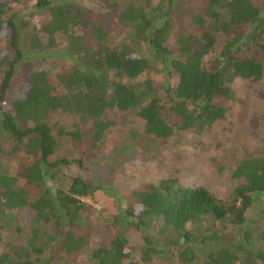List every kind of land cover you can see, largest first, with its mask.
<instances>
[{
	"label": "trees",
	"instance_id": "1",
	"mask_svg": "<svg viewBox=\"0 0 264 264\" xmlns=\"http://www.w3.org/2000/svg\"><path fill=\"white\" fill-rule=\"evenodd\" d=\"M27 1L0 0V40L6 37L12 54L8 60L5 53L0 62V136L13 142V152L23 151L29 160L11 175L0 174V213L28 214L25 225L30 234L24 244H7L0 264H33L30 254L41 252L37 242L42 233L50 249L41 264H125L127 234L146 233L153 222L171 230L176 243L184 244L179 258L181 264H189L195 257L186 245L192 237L187 225L209 216L242 229L256 196L264 193V156L247 157L237 164L232 177L240 183L229 202L172 177L143 184L130 192L125 207L112 217L108 242L91 249L87 235L79 231L92 207L80 199L102 189L87 164H95L101 139L113 126L112 115L132 114L143 123L146 137L165 140L176 131L185 132L198 145L211 125L224 119L232 82L264 80V1L204 0L190 16L191 30L173 45L167 43L169 24L160 4L146 11L128 0H93L110 16L107 22L75 0H33L30 6ZM158 1L165 2L168 12L177 0ZM14 4L22 6L20 12L26 17L33 13L48 17L32 28L30 48H41L44 39L46 49H52L60 40L64 45L56 52L70 65L63 74L32 72L27 87L7 99L21 58L19 34L28 25L26 20L18 21L20 12L13 10ZM124 31L132 36L130 43L111 40L112 33ZM142 42L153 60L167 63L173 77L162 95L152 81L133 83L152 65L137 52ZM56 113L72 117V129L57 134L81 148L80 158L51 160L56 142L49 121ZM66 167H74L76 174L63 188L61 169ZM250 236L244 229L243 243L210 250L201 264H264V237L255 248L247 242ZM158 252L152 238L144 235L142 260Z\"/></svg>",
	"mask_w": 264,
	"mask_h": 264
},
{
	"label": "rangeland",
	"instance_id": "2",
	"mask_svg": "<svg viewBox=\"0 0 264 264\" xmlns=\"http://www.w3.org/2000/svg\"><path fill=\"white\" fill-rule=\"evenodd\" d=\"M80 5L90 9L97 15L110 16L103 6L93 0H75ZM135 6L143 7L146 11L161 5L162 14L166 13L169 24L167 43L173 45L175 39L191 30L190 16L202 6L204 0H177L167 12L165 2L158 0H128ZM264 1V0H261ZM34 3L28 0L27 5ZM14 11H21L20 4H14ZM19 20H26L28 25L20 32L18 47L21 58L15 65V71L6 92V98H12L23 91L29 81V75L34 71H48L53 74H63L69 68V60L57 54L63 43L57 40V45L46 49L42 39L41 48H30L32 28L37 29L48 17L33 13L26 17L20 12ZM17 21V23H18ZM132 36L129 32L112 33L111 40L117 43H130ZM140 56L152 61V65L133 83L141 84L145 80L158 85V94L162 95L164 86L171 85L173 77L167 63L150 55L146 43L137 46ZM8 53V60L12 54L7 51L6 37L0 40V62L2 56ZM174 58L173 56H170ZM167 58V60L170 59ZM232 98L228 102V111L223 120L215 122L201 136L200 144L196 145L191 133L176 131L165 140H157L142 134L143 123L132 114H114L111 116L113 126L101 139L97 160L87 165L91 169L90 176L102 189L96 190L88 197L80 200L92 207V212L83 221L79 233L87 235L88 248H94L106 243L112 235V217L127 204L132 190L145 183L156 184L160 179L176 178L183 184H195L206 188L216 198L223 202L231 200V194L240 183L232 177L237 164L247 157L264 156V80L253 84L248 81L236 80L230 84ZM168 121L171 120L168 118ZM71 116L56 113L51 116L49 125L55 137L54 153L51 160L58 158H80L81 148L71 142L67 136L58 135L72 129ZM13 142L5 135L0 136V174L11 175L19 164L28 163L23 151L13 152ZM96 166V167H95ZM63 188L67 187L70 177L76 174L74 167L61 169ZM87 177V174L80 173ZM56 185V184H54ZM264 193L256 196L253 206L246 213V222L242 229L233 227L224 221H217L205 216L199 221L186 226L191 232V240L186 245L192 250L195 258L189 264H201L210 250L228 244L243 243L242 231H250L247 242L252 247H258L264 237ZM28 214L23 217L16 211L0 213V254L7 252L6 245L12 241L24 244L29 237L26 228ZM16 229H20L17 233ZM48 231L44 228L43 231ZM144 235L152 238L158 253H151L149 260L143 261L141 249ZM215 236V237H214ZM128 245L125 249L127 258L125 264H181L179 252L184 244L176 243V236L171 230L153 222L146 233L130 231L127 234ZM40 253H31L33 264H41L48 255L50 243L45 241L43 233L37 242ZM183 244V245H182ZM239 254V252L237 253Z\"/></svg>",
	"mask_w": 264,
	"mask_h": 264
}]
</instances>
